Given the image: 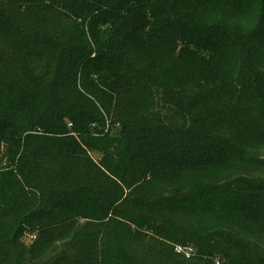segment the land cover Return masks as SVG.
<instances>
[{
    "label": "trees",
    "instance_id": "16d2710c",
    "mask_svg": "<svg viewBox=\"0 0 264 264\" xmlns=\"http://www.w3.org/2000/svg\"><path fill=\"white\" fill-rule=\"evenodd\" d=\"M0 264H264V0H0Z\"/></svg>",
    "mask_w": 264,
    "mask_h": 264
},
{
    "label": "built area",
    "instance_id": "2783aa9c",
    "mask_svg": "<svg viewBox=\"0 0 264 264\" xmlns=\"http://www.w3.org/2000/svg\"><path fill=\"white\" fill-rule=\"evenodd\" d=\"M175 252L186 259H190L196 254V249L192 246L178 245L175 247Z\"/></svg>",
    "mask_w": 264,
    "mask_h": 264
},
{
    "label": "rangeland",
    "instance_id": "374dc122",
    "mask_svg": "<svg viewBox=\"0 0 264 264\" xmlns=\"http://www.w3.org/2000/svg\"><path fill=\"white\" fill-rule=\"evenodd\" d=\"M36 239V234L35 233H28L23 237V240L27 243V244H31L34 240ZM192 246V245H189Z\"/></svg>",
    "mask_w": 264,
    "mask_h": 264
}]
</instances>
